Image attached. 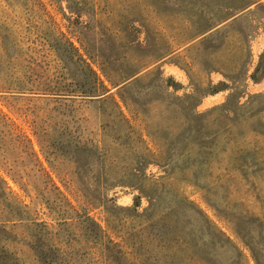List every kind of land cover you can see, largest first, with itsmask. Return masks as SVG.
<instances>
[{"label": "rangeland", "instance_id": "rangeland-1", "mask_svg": "<svg viewBox=\"0 0 264 264\" xmlns=\"http://www.w3.org/2000/svg\"><path fill=\"white\" fill-rule=\"evenodd\" d=\"M183 201L264 257V0H0V264H152Z\"/></svg>", "mask_w": 264, "mask_h": 264}, {"label": "trees", "instance_id": "trees-1", "mask_svg": "<svg viewBox=\"0 0 264 264\" xmlns=\"http://www.w3.org/2000/svg\"><path fill=\"white\" fill-rule=\"evenodd\" d=\"M191 134H195L192 138H195L194 140L201 151H203V154L210 155L207 147L211 145L213 137L207 135L203 127H199L195 132H190L189 136ZM190 142L187 144L186 150L190 147ZM204 162H206V158L203 157L201 166H203ZM140 199V196L136 198L135 210L140 205ZM155 202V200L151 201V206L147 211L150 217H153L155 210H151V207H153ZM166 212L167 214L162 220L158 222L152 221L148 228L143 229L138 239L141 242L140 246H151L158 242L157 248H159V252L155 253V255L152 254V264H187V262L190 264H217L215 251L205 246L207 245L206 243L214 242L215 239L214 235L209 232L212 228L211 221L204 212L184 201L174 206L169 205ZM92 226L95 227H91V231L94 232L92 234L96 235L95 231H98L100 226L94 221ZM221 234L225 236V234ZM226 239L229 244H232L230 238L226 237ZM245 240H247V237ZM234 248L240 256L239 259L235 260L242 261L243 253L237 247ZM250 249L256 263L264 264L263 255L255 252L251 246ZM136 256L142 264H151L150 256L145 254L141 248L136 249Z\"/></svg>", "mask_w": 264, "mask_h": 264}]
</instances>
